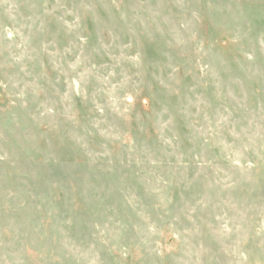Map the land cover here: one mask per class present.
<instances>
[{"label": "rangeland", "instance_id": "obj_1", "mask_svg": "<svg viewBox=\"0 0 264 264\" xmlns=\"http://www.w3.org/2000/svg\"><path fill=\"white\" fill-rule=\"evenodd\" d=\"M0 264H264V0H0Z\"/></svg>", "mask_w": 264, "mask_h": 264}]
</instances>
